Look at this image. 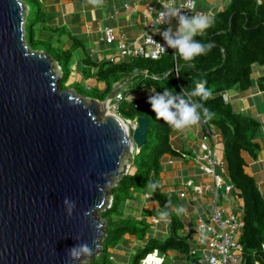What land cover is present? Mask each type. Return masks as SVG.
<instances>
[{
  "label": "water",
  "instance_id": "water-1",
  "mask_svg": "<svg viewBox=\"0 0 264 264\" xmlns=\"http://www.w3.org/2000/svg\"><path fill=\"white\" fill-rule=\"evenodd\" d=\"M25 10L0 0V264H79L101 252L97 216L146 143V97L129 100L135 127L102 102L61 90L59 68L24 42ZM87 244L90 254L69 258Z\"/></svg>",
  "mask_w": 264,
  "mask_h": 264
},
{
  "label": "trees",
  "instance_id": "trees-1",
  "mask_svg": "<svg viewBox=\"0 0 264 264\" xmlns=\"http://www.w3.org/2000/svg\"><path fill=\"white\" fill-rule=\"evenodd\" d=\"M19 1L24 4L22 0ZM214 19V24L196 37L203 42H213L214 47L193 61H184L174 54V49H168L157 60L137 57L111 63L95 62L88 56L79 59L76 68L81 78L102 85V89H99L86 84L88 87L85 97L82 98L89 97L102 102L118 86H122L120 92L124 99L119 102L116 114L121 119L133 120L139 114L135 112L130 101L125 99L131 94L149 87L156 91L168 87L183 94L196 82L206 81V87L212 94L201 103L209 108L213 116L210 120L203 117L200 120L219 130L226 173L233 186L240 190L243 201V228L239 237L242 247L241 264H264V201L255 180L243 171L244 157L255 159L260 151L257 136L261 124L256 118L235 111L223 99L225 91L248 90L252 85V68L264 66V0L260 3L255 0H230L222 11L214 15ZM52 23L53 17L44 14L41 7L33 15L27 11L23 26L24 42L30 51L40 52L56 64L60 70L58 85L61 90L72 89L70 85L65 87L63 82L72 71L74 52L82 44L80 39L70 36V46L59 48L58 38L64 30L52 27ZM64 70L67 72L64 73ZM257 80L259 87L264 90V76ZM76 85L81 88L79 84ZM128 85L130 88L127 90L125 86ZM72 90L76 95L80 92L76 88ZM143 116L148 120L146 143L133 155L132 172H127L110 188L111 206L99 213L100 220L114 218L104 227L105 235L101 244L104 249L83 264H112V258L106 255V251L117 246L125 236L144 242L134 253L133 264H141L154 251L165 255V258L168 252L175 251L185 259L186 264H198L199 254L191 253L193 245L187 237L181 235L183 224L171 210L180 206V198L171 191H163L159 179L166 157L173 160L182 156L171 144L173 129L162 120H156L151 110ZM153 181L159 185L154 191L148 188V184ZM146 189L150 190L157 211H144L143 217H157L164 222L168 221L170 230L163 240L150 237L151 224L126 216L120 210L122 202L133 198V191ZM162 210L168 213L166 217L159 215ZM161 264L166 262L163 260Z\"/></svg>",
  "mask_w": 264,
  "mask_h": 264
},
{
  "label": "crops",
  "instance_id": "crops-1",
  "mask_svg": "<svg viewBox=\"0 0 264 264\" xmlns=\"http://www.w3.org/2000/svg\"><path fill=\"white\" fill-rule=\"evenodd\" d=\"M193 1L195 3V8L198 11L208 12L213 16L222 11L230 2V0ZM255 1L260 3L263 0ZM124 3L130 5L127 10L123 9ZM115 10L118 11L116 15H114ZM41 11L47 16L53 17L52 27L64 30V33L58 38L59 48H68L70 46V36L80 39L82 47L74 52L72 71L73 69L77 71L76 64L78 60L83 57L88 56L93 61L100 62L108 61L109 58L114 55V45H109L101 40L102 35L98 31L99 27H111L114 29L116 35H123L125 40L131 43L138 41L144 33V15L146 12L143 1L41 0ZM157 30L155 31L156 36L159 40H162ZM79 75L80 74L76 73L74 74V77ZM261 76H264V66H254L252 68L251 87L246 91H225L223 93V99L225 103H229L235 111L254 117L261 124L257 136V142L260 144V151L255 159L248 158L247 156L244 157L245 166L243 167V171L247 176L252 177L255 180L256 187L264 201V108L262 105L264 103V90H262L257 83V79ZM81 80L83 79L81 78ZM90 86H96L97 88L102 89V85L95 84L94 81L90 83ZM146 95H148V93ZM133 97L134 96H132V98ZM197 123L201 127V131H203V126L199 121ZM210 128L220 134L217 128L213 126ZM197 137L198 136H191V134L187 135L186 138L184 136L180 138L178 135L175 136V134L172 135L171 144L182 154V156L173 160L166 157L163 162L162 172L159 174V179L161 185L166 187L168 191L175 187L169 185H173L174 180L177 182L180 176L192 179L196 182H209V178L201 176L198 165L195 163V158L192 156V150L197 149ZM173 142H177V146L173 145ZM187 143V148H185ZM169 162L172 163L170 164ZM235 190H237L239 194H234V196L231 197V205L237 213L241 215L243 201L240 196V190L236 188ZM193 197L192 193H188L185 198H180V206H183L184 208L183 212L178 213L176 210L171 209L183 224V229L180 231L181 235L187 237L190 242L195 240L194 235L188 237L185 234V230L188 229V227H193L195 225L196 214L209 202L208 196L205 198L203 196L197 201H193ZM144 211H157V205L155 201L151 199L150 190L133 191V198L126 202V207L123 211L124 214L135 220H143L148 224H151V219H158L160 222L156 226H150L151 229L154 227V230L150 231V237L160 239L159 236L162 233L167 236V233H169L170 230L169 226H167L168 222H164L157 217L144 218ZM124 238L125 241L131 243V246L124 245L121 250L111 252L110 257L112 258V264H127L126 259H131V254L133 252L131 249L135 248L134 245H136V239L130 236H125ZM124 249L131 250L132 252H126ZM166 256L164 262H166V260L169 261V263L166 264H186L185 259L180 257L175 251L168 252Z\"/></svg>",
  "mask_w": 264,
  "mask_h": 264
},
{
  "label": "built area",
  "instance_id": "built-area-1",
  "mask_svg": "<svg viewBox=\"0 0 264 264\" xmlns=\"http://www.w3.org/2000/svg\"><path fill=\"white\" fill-rule=\"evenodd\" d=\"M138 1L144 2L146 12L144 15V33L138 41L135 43L128 42L123 35H116L111 27L98 28L102 35L101 40L115 47L114 55L108 60L111 63L120 59L137 57L157 60L168 51L167 49L166 52H161L155 43V41L163 43L157 38L155 31L166 26L162 25L158 17V10L163 9L166 5H183L182 11L185 12L198 11L193 0ZM129 6L128 3H124L123 9L127 10ZM117 13L118 11L115 10L114 15ZM171 22L174 23V19ZM123 99L124 97L119 91L110 101L109 111L116 114L119 102ZM122 120L128 127V132L131 133L135 127V119ZM199 123L203 126L204 134L198 141L197 149L193 151V155L201 176L209 178V182L201 183L192 179L181 180L177 188H171L169 191L178 195L179 198H185L188 193H192L193 201L200 200L204 195L209 197L208 204L196 214L195 225L185 230L188 237L194 235L195 240L191 242L193 245L191 253L197 252L199 254L198 264H241L242 247L239 243V237L243 228V221L241 215L231 205V197L234 194L238 195L239 192L235 190L232 183L225 187L222 186L224 182L222 174L226 173V169L224 160L216 156L219 134L212 132L213 130L204 121L199 120ZM111 204L112 199L106 208H109ZM150 222L151 225L156 226L160 221L151 219ZM262 249L264 250V245H262ZM155 258L160 261L158 264H161L165 255H160L154 251L147 255L141 264H157Z\"/></svg>",
  "mask_w": 264,
  "mask_h": 264
},
{
  "label": "clouds",
  "instance_id": "clouds-1",
  "mask_svg": "<svg viewBox=\"0 0 264 264\" xmlns=\"http://www.w3.org/2000/svg\"><path fill=\"white\" fill-rule=\"evenodd\" d=\"M183 5H166L158 10V17L162 26L157 30L163 43L155 41L161 52L167 49H174L175 53L184 61H193L196 57L209 52L213 47V42H203L196 39L202 35L215 22L214 16L204 11L185 12L182 11ZM174 19V23L171 21ZM206 81L201 80L194 84L190 90L181 94L174 92L173 89L165 87L161 91L155 88H148L150 93L146 97V103L150 105L151 111L155 114L156 120H162L164 123L175 129L195 125L202 117L210 120L213 113L208 107L201 103L212 93L206 87ZM199 97L200 99H194ZM133 98L131 97V100ZM129 101V100H128ZM158 183L153 181L148 184L150 190H156ZM176 211H184L183 206H178ZM161 217H166L168 213L161 211ZM91 249L87 244H81L79 247H73L69 250V258L79 257L81 254H90Z\"/></svg>",
  "mask_w": 264,
  "mask_h": 264
},
{
  "label": "rangeland",
  "instance_id": "rangeland-1",
  "mask_svg": "<svg viewBox=\"0 0 264 264\" xmlns=\"http://www.w3.org/2000/svg\"><path fill=\"white\" fill-rule=\"evenodd\" d=\"M22 2L27 6V8H28V14H32L33 15L41 7V1H38V0H22ZM25 12L27 14V10H25ZM35 28H38V26H36ZM63 72L66 73L67 70H64ZM76 73H77V71H75V69H73V71L70 72L69 77L66 80H64L63 84H64L65 87H67V86L70 85L72 89H75L76 88L77 91H80L79 94H77V95L79 97H85L84 95L86 94V90H87V87H88L87 85H90V83H92L93 80H86V81L85 80H81V78H80L81 76L80 75H79L80 77L79 76L74 77V74H76ZM59 75H60V70H59ZM76 84H79L81 88L79 89V87H76L77 86ZM129 88H130V85L125 86V89L128 90ZM64 89H66V88H64ZM147 93H148L147 92V88H143V89L139 90L138 93L131 94L130 96L131 97L132 96H137V95H142V96L145 95V96H147L146 95ZM74 94H75V92H74ZM148 94H150V93H148ZM131 97H128L127 99L130 100ZM87 99H91V98L88 97ZM262 105H263V108H264V103ZM111 112L113 114H115L113 111H111ZM136 117H134V119ZM212 132L216 133V131H212ZM173 134H175V136L178 135L180 138H182L183 136L186 138L187 135H190L191 134V136H198L197 139L199 141V140H201V137H202V134H204V131H201V127L199 126L198 123H196L195 125H191V126H188V127L183 128V129H175V128H173ZM191 139H193V138H191ZM197 143L198 142H196V144ZM173 145L177 146V142H173ZM187 145H188V143L186 144V147L185 148H187ZM193 151L194 150H192V156H194L193 155ZM216 156L219 159H222V144L220 142L217 143V145H216ZM131 163H132V156L129 155V154H125L122 157L121 164L122 165L123 164L126 165L127 166V170L130 168V170L128 171V173H131L132 172ZM222 176L224 178V182L222 183V186L225 187L227 184H230L231 181H230V178L228 177V175L226 173L222 174ZM187 179L188 178H186V177L180 176V178L177 180V182H175V180H174L173 181V185H169V186H175V187H173V189H175V188H177V186H178V184H179V182L181 180H187ZM166 190H167V188L166 187H163V191H166ZM205 197H207V195H204V198ZM208 200H209V198H208ZM205 206H206V204H205ZM125 207H126V202H124V203L122 202V204L120 205V210L124 211L125 210ZM97 218L100 220L99 215L97 216ZM113 220H114V218H112V219L111 218L104 219L103 220L104 227H105V224H110ZM150 230L153 231L154 230V227H152V229L150 228ZM159 237H160V240L161 239L163 240V239L166 238V234H163L162 233ZM135 241H136V245H134L135 248L134 249H131V250H133V252L131 250H128V249L125 250L124 249L126 252H130V251L132 252L131 259H126L127 264H133V260H132L133 259V254L136 252V250L140 249V247L144 245V242H141L139 240H135ZM124 245L125 246L128 245L130 247L131 246V243L129 241L121 240V242L118 244V246H115L114 248L107 250L106 251V255L109 257L111 255V252L121 250ZM101 249H104V248L102 247ZM88 261L89 260H83V261H80L79 264L88 263ZM166 263H169V261L166 260Z\"/></svg>",
  "mask_w": 264,
  "mask_h": 264
},
{
  "label": "bare ground",
  "instance_id": "bare-ground-1",
  "mask_svg": "<svg viewBox=\"0 0 264 264\" xmlns=\"http://www.w3.org/2000/svg\"><path fill=\"white\" fill-rule=\"evenodd\" d=\"M109 112H110V111H109ZM110 113L113 114L112 112H110ZM155 259H156V258H155ZM156 261H157V262H156L157 264L160 262V261H158V259H156Z\"/></svg>",
  "mask_w": 264,
  "mask_h": 264
}]
</instances>
